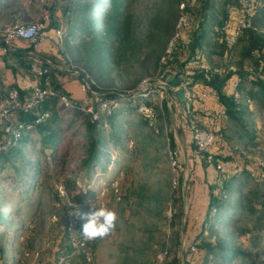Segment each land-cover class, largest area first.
I'll return each instance as SVG.
<instances>
[{
    "label": "trees",
    "instance_id": "obj_1",
    "mask_svg": "<svg viewBox=\"0 0 264 264\" xmlns=\"http://www.w3.org/2000/svg\"><path fill=\"white\" fill-rule=\"evenodd\" d=\"M34 3L36 2L24 4L22 0H1L0 24L3 25L0 29L7 24H15L4 22L3 19L8 20L12 17L14 21L20 11L26 9V6L31 7ZM181 4L184 5L182 12ZM63 8L66 28L62 39L40 45L41 50L42 48L44 50L45 45L54 47L55 53L52 56L46 57L39 54L40 47L34 49L23 41L13 42L11 47L15 50L9 48L5 54H0V67L4 66V69L15 75L20 72L30 77L34 83L30 92L14 84L3 86L0 83V107L8 99V94L12 90L17 92L18 103L24 104L30 98L34 86L41 88L48 86L54 94L63 95L72 100L63 88L61 80V77L69 76V73L56 67L55 58L78 67L77 80L90 83L92 92L96 94V99L93 97L95 109L98 103L105 99H117L118 102H126L127 105L133 102L123 94L126 92L120 93L119 89L114 88L116 85L114 77L122 78V72L127 69L133 70L137 63L140 75L150 71L157 73L162 68L168 73L167 75L177 77L186 71L188 62L196 60L205 63L211 69L229 66L235 68V72L213 74L209 82L204 80L203 72L196 68H193L188 76L195 99L199 93L208 91L216 98V102L207 100L203 106L209 109L222 107L227 113V120L214 126L216 145L222 144L223 148L229 146L233 155L236 152L232 150L229 143L234 138L241 144L243 150L253 147L257 134L254 125V109L264 113V0H255L251 26L241 32L234 44L227 41L225 30L237 14L238 0L234 2L233 0H195L192 5L189 0H68ZM181 14L186 16L188 24L186 27H181L179 35L173 39L172 35L175 33ZM30 22L33 21L25 23ZM48 27L46 22V30ZM57 29L64 28L57 26L50 31ZM168 40L172 41L170 52L160 55L163 43ZM154 44L159 46L158 50L151 49ZM212 58L217 60V63L224 60V63L215 66ZM35 69H39L41 74H37ZM111 75H114L113 78ZM236 77L240 78L236 88L240 93L238 100L232 96V83ZM170 98L179 101L174 91H169V101ZM72 101L77 104L81 102V100ZM162 102L159 105L145 100V103L151 105L155 111V126H149L142 117L140 124L151 131L154 128L160 131L161 128L157 126L164 122L165 112L169 114L166 101ZM116 108L114 107L108 115L99 112L98 119L92 120L87 113L78 109H67L58 104L56 97H47L27 111L20 109L10 111L14 120V129H17V124L29 126V129L27 131L23 129L22 132H24L20 138L0 152V170L3 169L2 165L9 167L11 162L10 169L14 172L4 180L9 179L8 183L11 186L27 191L39 174L40 163L31 160L29 156H32V153L29 150L26 153L28 157L24 155L23 145L28 147L39 145V151L43 155L47 149L52 162L64 165L69 157L73 138L78 136L81 140L76 144L84 150L77 166L78 172H85L89 176L97 167H100L101 172L106 171L111 159L110 149L117 150L122 148L124 143H133L122 133L120 125L112 122L114 121L112 114ZM64 110L67 114L63 115L61 113ZM191 110V114L181 117V119L184 118L185 123L193 119L198 120L202 115L196 101ZM43 113H47L48 118L36 123L37 117ZM5 125L6 122L0 119V143L5 138ZM185 138H190L188 131ZM175 147L178 148V145L176 144ZM186 157L188 158V155ZM215 159L218 160L217 156ZM228 160L229 158L225 159V161ZM15 163L18 165L15 166ZM198 164L203 162L195 165ZM246 176L256 187L247 189L243 193L242 180ZM180 184H182L181 179L177 187ZM232 187L234 190L231 192ZM259 187L264 189L263 170L246 172L245 176L242 173L218 174L215 183L207 189V207L200 220L201 227L193 239L194 244H189L187 251H191V247L195 246L196 249L200 248L216 259L218 257L228 263L241 257L242 264H254V259L259 256V253L229 248L217 239L215 233H212L210 219L212 217L219 221L224 229L232 227L238 211H244L248 216L258 215L259 219H264V191L262 189L261 192ZM63 190L69 203L79 207L81 211L88 209V205L97 198L93 190L79 188L75 179L64 182ZM231 203H237L235 208L231 206ZM69 215L72 217L71 212ZM4 222V216L0 212V226L4 225ZM205 226L208 227L209 232L211 231L208 236L204 235ZM257 230H262V227ZM81 231L82 225L72 235L73 239L79 243L83 237ZM249 232L248 228L242 231L245 237L250 234ZM62 236L63 240L69 238L66 229H63ZM94 242L95 240H87L82 247L85 249L89 247L92 250ZM59 254L57 264H63L72 256L84 258L81 252L71 247L62 249ZM171 256L166 250L164 264L177 263V258Z\"/></svg>",
    "mask_w": 264,
    "mask_h": 264
},
{
    "label": "rangeland",
    "instance_id": "obj_2",
    "mask_svg": "<svg viewBox=\"0 0 264 264\" xmlns=\"http://www.w3.org/2000/svg\"><path fill=\"white\" fill-rule=\"evenodd\" d=\"M67 1L41 0L40 2L39 0L31 7L26 6V9L20 11L14 21L12 17L3 20L7 23L22 24L40 20L46 15L49 26L47 31L57 26H62L64 29L61 30L64 31L66 17L63 16V7ZM22 2L26 4L23 0ZM2 25L0 24V27ZM178 33L176 25L173 35ZM170 40L163 43L160 55L168 52L167 45L169 46ZM158 47L154 44L151 49L158 50ZM212 61L215 66L224 63V60L217 63L214 58ZM55 64L69 73V76L65 77V83L69 85L68 94L71 99L81 100L79 103H82L86 96L81 91V81L77 80L78 67L62 61ZM138 67L137 63L133 70L123 71L120 79L114 77L116 81L114 88L119 89L120 93H127L145 80L157 84L168 76L162 68L157 73L150 71L140 75ZM16 75L18 81L16 85L30 92L34 85L31 78L20 72ZM0 76L3 80L11 81L15 74L2 66ZM111 76L113 78L114 75ZM89 97H86L88 103ZM171 99L166 102L169 114L165 112L164 122L157 126L161 128L160 131L154 127L151 131L140 124L141 117L136 112V102H131L129 105L126 102L117 103L118 107H115L116 110L112 114L114 117L112 122L120 125L122 133L133 143L132 145L124 143L123 147L117 150L110 149L111 159L106 171L101 172L100 167H97L89 176L85 172H78L77 166L84 152L76 144L81 140L80 136L73 138V145L64 165L52 162L47 149L43 155L39 151V145L34 147L23 145L24 155L28 157L26 153L29 150L32 153V156H29L31 160L40 163L39 174L27 191H22L24 189L21 190L18 187L15 189L8 183L9 179L4 180L13 172L10 169L12 163L10 162L9 167L2 165L0 212L5 222L0 226V264H57L59 253L67 247L81 252L84 258L72 256L63 264H164L166 250L177 258L176 264H242L241 257L228 263L218 257L216 259L200 248L196 249L195 246H193L195 251H187V246L194 244L193 239L201 227L200 219H194L195 216L192 214L193 204L189 195L193 191L200 194L201 188L203 192V185L206 186L207 191L209 186L215 183L219 173L216 170L207 173L205 169L208 164H198L196 168L193 164L188 168L184 185L173 187L174 173L170 167L169 152L177 149L175 145L179 146L182 143L187 131L178 123V121L182 122L181 117L184 115L180 100ZM164 104L162 102V105ZM90 106L94 110L92 103ZM112 109L107 107L99 111L108 115ZM64 111L61 114H67V111ZM254 112V125L258 135L256 134L253 147L243 150L241 144L234 138L229 145L236 152L235 155L229 146L221 149L218 145V150L216 147L214 149L227 175L242 173L245 176L246 172L258 171L259 162H264V113L256 108ZM105 130L108 131V129ZM226 158L229 160L225 161ZM17 165L15 163V166ZM70 179H75L79 188L90 189L96 193L97 198L88 205L89 210L93 204L97 207L104 205L116 211L118 215L115 230L109 236L95 240L93 251L89 247L83 248L72 236L79 226L73 225V218L69 214L72 213L73 208L79 207L69 203L65 198L63 184ZM115 181L117 182L116 192L111 186ZM242 184L244 185L243 193L247 189L256 187L247 176L243 177ZM262 189L259 187L261 192ZM230 190L232 192L233 187ZM200 196L196 195L197 208L202 205ZM236 204L231 203V206L235 208ZM197 217L199 218V215ZM210 220L212 233L216 234L217 239L229 248L259 253V256L254 259V264H264V253H262L264 252V219H259L258 215L253 217L248 216L244 211H238L229 229H224L221 223L212 217ZM82 223L83 220L79 222V224ZM260 227L262 230H257ZM246 228L250 229V234L245 237L242 231ZM63 229L67 230L69 236L64 240ZM210 233L211 231L209 232L208 227L205 226L204 235L208 236ZM86 255H90V262L85 260Z\"/></svg>",
    "mask_w": 264,
    "mask_h": 264
},
{
    "label": "built area",
    "instance_id": "obj_3",
    "mask_svg": "<svg viewBox=\"0 0 264 264\" xmlns=\"http://www.w3.org/2000/svg\"><path fill=\"white\" fill-rule=\"evenodd\" d=\"M23 1L25 3H30L31 1L37 2L39 0ZM189 2L190 5H192L194 4L195 0H189ZM254 5L255 0H238L237 14L235 17H233V21L229 23L228 27L225 30L227 34V41L230 44L235 43L236 39L242 31L250 28ZM183 9L184 5L181 4V12L183 11ZM46 22L47 16L44 15L40 20H36L30 23L7 24L2 27L0 29V54H5L6 50H8L11 47V44L15 41H23L29 46H32L34 49H38L40 45L45 41L50 42L61 40L63 37V31L61 29H57L53 31L52 34H48V31L46 30ZM187 24L188 21L186 16L181 14L177 23V29L179 30L181 27H186ZM178 35L179 34H175L173 36V39H175ZM171 45L172 41H170L169 43L168 52H170ZM193 68L199 69L201 72H203V78L206 82L210 81L213 74L221 75L229 71L235 72V68L233 66H229L227 68L211 69L208 65L201 61L192 60L186 64V71L183 74H180L177 77L168 75L157 84H152L150 81L145 80L139 86L127 92L125 95L128 96L129 99L133 100V102H136V112L139 114V116L145 119L148 122L149 126H154L155 111L153 110V107L151 105L145 103V100L161 104V102L164 100L167 102L169 91H174L177 93L179 89H182L184 92L183 102L180 101V104L183 109V117L191 114V107L195 101L199 104V110L202 114L198 120L193 119L188 123H185L184 118L182 119V122L178 121L179 125H181L190 133L191 148L188 158H186L188 163L190 165H193L198 162H203L205 164L213 166L216 172H218L219 174H226L227 172L224 165L220 161L215 159L216 153L214 149L216 147L218 150V146L215 143L214 126L220 122L226 121L227 113L222 107L209 109L203 106V104L207 100L216 102V98L212 96L208 91L199 93L195 99L194 92L190 87L191 82L188 79L190 71ZM35 71L37 72V74H41V71L39 69H35ZM175 79L179 80L178 87L172 86V82ZM239 83V77H236L232 83V96L235 100H238L240 98V93L236 90ZM80 87L81 91L86 97L90 96L89 103L87 102L86 97L82 100V103L77 104L72 100L67 99V97L63 95L54 94L48 86L44 88L34 86L30 98L24 104L20 105L17 101V92L15 90L10 91L8 94V99L0 107V119L6 122V125L4 126L5 138L0 143V152L10 147V145L14 141L20 138L24 131H27L29 129V126H24L22 124H17V129L13 128L14 120L12 119V114L10 113V111L12 110L20 109L23 111H27L47 97H56L58 100V104L65 106L67 109H78L81 112L89 114L92 120H97L98 114L101 111H99V109L103 110L107 107L114 108L118 103L117 99H105L98 103L96 109L94 108V110H92L90 104L92 103L93 105V102H95L94 98L96 97V94L92 92L90 83L86 81H82ZM47 118L48 114L43 113L37 117L35 122L40 123ZM23 129L24 131L22 132ZM129 145H132V143L130 142ZM219 147L223 148V145L220 144ZM179 151L180 149L177 148L176 150L169 152L170 167L172 172L174 173L172 179L173 187H176L178 185L180 179H182L181 181L184 185V179L187 175V170L180 159ZM258 169L264 171V162H259ZM111 186L116 192L117 182H113ZM102 206L104 207V205ZM77 211L84 212L79 208L72 209L73 222H71L75 227L83 225V223H85V221L83 220V223L79 224L82 219L73 215V213ZM88 211L89 209H86L85 213H87ZM85 241L87 240L82 237L80 242L81 246H83ZM191 250L195 251L193 246L191 247ZM85 260L87 262H90V255H86Z\"/></svg>",
    "mask_w": 264,
    "mask_h": 264
},
{
    "label": "clouds",
    "instance_id": "obj_4",
    "mask_svg": "<svg viewBox=\"0 0 264 264\" xmlns=\"http://www.w3.org/2000/svg\"><path fill=\"white\" fill-rule=\"evenodd\" d=\"M73 215L85 221L81 233L89 241L109 236L115 230L118 220L116 211L103 206L97 207L96 204L87 213L77 211Z\"/></svg>",
    "mask_w": 264,
    "mask_h": 264
},
{
    "label": "crops",
    "instance_id": "obj_5",
    "mask_svg": "<svg viewBox=\"0 0 264 264\" xmlns=\"http://www.w3.org/2000/svg\"><path fill=\"white\" fill-rule=\"evenodd\" d=\"M59 28H61V26H59ZM48 34H52V32L50 31V30H48ZM47 42H49V41H45V42H43L42 44H41V46L43 45V44H48ZM50 42H52V41H50ZM15 43V42H14ZM41 46H40V49H39V51H38V53L39 54H41V55H43V56H46V57H49V56H52V54H54L55 53V49H54V47H51V45H45L44 46V50H43V48H42V50H41ZM10 49H12V50H15L13 47H10ZM31 54V53H30ZM55 60L57 61V62H60V61H58L57 60V58H55ZM56 61H54V63H57ZM56 65V67L57 68H59L58 67V65L57 64H55ZM60 69V68H59ZM1 77V76H0ZM66 76H64V77H61V80L63 81L62 83H63V88L69 93V90H68V86L69 85H66V83H65V81H66V78H65ZM0 83H1V85H3V86H5V85H12V84H14L15 86H17V87H19L20 88V86H18V85H16L17 83H18V81H17V75H15V77H14V79L13 80H9V81H7V80H3L2 78H0ZM33 86V85H32ZM32 88V87H31ZM21 89H23V88H21ZM190 142H191V140H190V138L188 139V138H185L183 141H182V143L181 144H179V146H178V148L180 149V151H179V155H180V159H181V161L183 162V165L186 167V169H187V171H188V168H189V166H190V164L188 163V161H187V155H189V152H190ZM198 166V165H197ZM196 165H195V168L197 167ZM206 172L208 173V172H215V169L212 167V166H210V165H208L207 167H206ZM188 173V172H187ZM210 174V173H209ZM203 181V180H202ZM198 182V181H197ZM202 183V182H201ZM204 186V189H203V192H202V188H201V191H200V194H197L196 193V191H193V192H191V194L189 195V198L191 199L190 201H192V204H193V211H192V214L195 216L194 217V219H202V217H203V215L205 214V211H206V207H207V198H208V196H207V191H206V186L205 185H203ZM201 187V186H200ZM196 195H197V197H198V195H201L200 196V198H201V200H202V205L201 206H198V208L196 207V205L198 204V202H197V197H196ZM199 215V218L197 217Z\"/></svg>",
    "mask_w": 264,
    "mask_h": 264
},
{
    "label": "water",
    "instance_id": "obj_6",
    "mask_svg": "<svg viewBox=\"0 0 264 264\" xmlns=\"http://www.w3.org/2000/svg\"><path fill=\"white\" fill-rule=\"evenodd\" d=\"M172 86L173 87H178L179 86V80L178 79H175V80H173V82H172ZM183 90L182 89H179L178 91H177V96L179 97V99H180V101L181 102H183Z\"/></svg>",
    "mask_w": 264,
    "mask_h": 264
}]
</instances>
